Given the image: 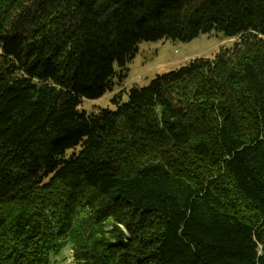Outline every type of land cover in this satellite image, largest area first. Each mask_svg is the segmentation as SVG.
Returning a JSON list of instances; mask_svg holds the SVG:
<instances>
[{"label":"trees","instance_id":"16d2710c","mask_svg":"<svg viewBox=\"0 0 264 264\" xmlns=\"http://www.w3.org/2000/svg\"><path fill=\"white\" fill-rule=\"evenodd\" d=\"M213 31L238 41L81 108ZM81 208L129 236L78 264H264V0H0V264H51Z\"/></svg>","mask_w":264,"mask_h":264},{"label":"rangeland","instance_id":"374dc122","mask_svg":"<svg viewBox=\"0 0 264 264\" xmlns=\"http://www.w3.org/2000/svg\"><path fill=\"white\" fill-rule=\"evenodd\" d=\"M29 5L33 7L32 3ZM236 41L237 38L225 37L218 31L201 33L189 41L179 38L143 41L124 67L115 64L117 75L111 90L100 98L84 99L81 108L89 113L104 107L115 108L112 101L115 94L147 85L156 75L178 68L196 57L211 58L221 47H231ZM91 215L88 208H81L72 231L61 240L63 247L59 254L52 256L51 264H78L77 251L91 248L100 237L114 241L117 236L123 235L124 240L128 239L129 231L124 224L119 223L115 228L114 220L99 223Z\"/></svg>","mask_w":264,"mask_h":264}]
</instances>
